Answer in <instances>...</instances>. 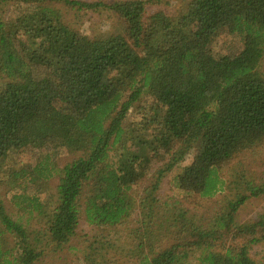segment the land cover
<instances>
[{"label": "trees", "instance_id": "trees-1", "mask_svg": "<svg viewBox=\"0 0 264 264\" xmlns=\"http://www.w3.org/2000/svg\"><path fill=\"white\" fill-rule=\"evenodd\" d=\"M146 4L0 0V186L18 211L0 197V264H34L44 238L66 245L81 213L95 227L124 225L154 163L138 202L142 240L118 252L94 237L86 264H256L249 247L264 241V215L235 217L264 196V172L256 181L235 160L264 147V0H189L172 16H145ZM99 10L123 29L88 36L66 19ZM223 32L239 39L231 57L211 50ZM24 150L38 152L8 164ZM61 153L76 156L59 169ZM173 170L186 198L226 193L206 225L179 202L159 203L154 192Z\"/></svg>", "mask_w": 264, "mask_h": 264}, {"label": "rangeland", "instance_id": "rangeland-1", "mask_svg": "<svg viewBox=\"0 0 264 264\" xmlns=\"http://www.w3.org/2000/svg\"><path fill=\"white\" fill-rule=\"evenodd\" d=\"M84 2H104L111 3L114 1H128V0H79ZM147 4L145 6V16H150L153 13L164 12L168 16L177 13L189 0H143ZM73 27L84 35L98 36L110 35L119 33L122 29V23L116 15L111 12L103 10L89 12L85 15L73 17L71 14L66 16ZM239 39L234 35H229L226 32L218 34L212 39L211 50L215 56H228L231 57L239 50ZM261 69L264 70V60L261 64ZM140 115L139 111H132L129 113V121L137 118ZM37 150H24L18 156H13L8 162L11 164L14 161L25 163L32 159ZM76 155L69 153H61L57 155L55 163L56 167L61 169L64 165L69 163ZM192 155H187L184 162L181 163L185 166L190 163ZM240 161L249 175L258 181L259 177L264 172V147L259 150V153L254 155L241 156L235 161ZM32 162V161H31ZM161 163H154L151 167L147 177L133 187L131 195L135 199V210L124 225L107 228L95 227L89 225L84 218L83 213L80 215L79 223L76 228L75 236L62 247L56 248L50 244L47 238H44L42 246L44 247L43 255L34 264H86L84 257L90 253L89 245L93 242L94 237L104 236L115 246L113 249L118 252L129 251L132 247L133 240H142L141 234L136 237L135 228L137 221L140 219V211L138 207L139 200L144 195V190L150 191V186L153 182V172L160 167ZM177 170L171 171L167 174L155 190L154 194L157 196L160 204H166L169 208L173 203L179 202L184 210L192 216L195 221L200 224L206 225L211 217L219 211L220 207L226 198V193H217L214 197L208 199H198L197 197L186 198L175 187L174 178L176 177ZM259 183V182H258ZM57 180L51 179L48 182L47 191L49 193L54 191ZM7 188L0 186V197L4 201L5 208L11 214H17L18 211L10 204V193H5ZM264 215V196L259 198H252L248 200L237 212L235 221L237 224L253 223L260 216ZM31 230L41 229L42 225L38 220L30 222ZM41 241V240H40ZM7 245L11 248L12 242L9 239ZM92 245V244H91ZM130 246V248H127ZM249 255L256 264H264V241L253 244L249 247ZM123 259V258H121Z\"/></svg>", "mask_w": 264, "mask_h": 264}]
</instances>
